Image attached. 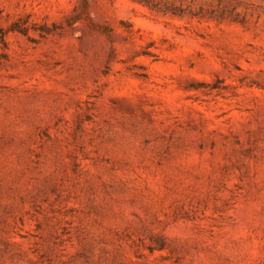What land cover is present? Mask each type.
I'll return each instance as SVG.
<instances>
[{"label": "rangeland", "instance_id": "obj_1", "mask_svg": "<svg viewBox=\"0 0 264 264\" xmlns=\"http://www.w3.org/2000/svg\"><path fill=\"white\" fill-rule=\"evenodd\" d=\"M147 1L0 0V264H264V0Z\"/></svg>", "mask_w": 264, "mask_h": 264}, {"label": "trees", "instance_id": "obj_2", "mask_svg": "<svg viewBox=\"0 0 264 264\" xmlns=\"http://www.w3.org/2000/svg\"><path fill=\"white\" fill-rule=\"evenodd\" d=\"M143 2H146V3H149V1H147V0H142ZM83 9L85 10V11H87V9H88V0H84V3H83ZM12 30H15V31H19V32H22V33H24V34H26V29H23V28H21V27H18V23H15L14 25H13V27H12ZM7 49V43H6V41H5V39H4V35L2 36V46H1V50L3 51V52H0V58L2 57H4L5 56V50Z\"/></svg>", "mask_w": 264, "mask_h": 264}]
</instances>
